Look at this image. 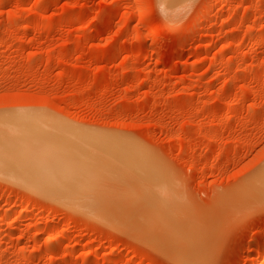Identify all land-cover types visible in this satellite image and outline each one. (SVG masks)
Listing matches in <instances>:
<instances>
[{
	"label": "rangeland",
	"instance_id": "obj_1",
	"mask_svg": "<svg viewBox=\"0 0 264 264\" xmlns=\"http://www.w3.org/2000/svg\"><path fill=\"white\" fill-rule=\"evenodd\" d=\"M12 138L0 264H264V0H0Z\"/></svg>",
	"mask_w": 264,
	"mask_h": 264
},
{
	"label": "bare ground",
	"instance_id": "obj_2",
	"mask_svg": "<svg viewBox=\"0 0 264 264\" xmlns=\"http://www.w3.org/2000/svg\"><path fill=\"white\" fill-rule=\"evenodd\" d=\"M175 2H177V1H175ZM172 3V2H171ZM175 5V4H174ZM248 45V44H247ZM246 48H247V50H253V48H252V45L251 46H246ZM27 121V120H26ZM43 127V126H42ZM33 128V127H32ZM19 130V129H18ZM67 131V130H66ZM10 133H11V131H9ZM17 132V131H16ZM15 131H12V133H11V135L13 134V133H16ZM24 132V131H23ZM17 134V133H16ZM13 136V135H12ZM14 137V136H13ZM16 139V138H15ZM22 139V138H21ZM16 140H20L19 139V137L16 139ZM14 142L15 140L12 138L11 139V141H9V139H8V141H6V140H4V139H2V142L3 143H0V146L2 145V146H5V149H6V147H8L9 148V151H7V152H4V151H2L1 149H0V155L2 156V154H4V156L3 157H0V162H2V161H4V162H7V163H9V164H11V163H13V159H15L16 161L13 163V165L15 164V166H18V167H24V166H26L27 167V165L28 164H26L25 165V160L27 161H30V160H33V159H35V156H37L38 154H40V155H47V154H49L47 151L45 152H43V151H35V150H32V148H30V146L32 145V144H30V146H28L27 144H23V145H20L21 143H22V141H20V144H11V143H9V142ZM27 141L25 140V142L24 143H26ZM30 142H28V144H29ZM2 146H1V148H2ZM32 147V146H31ZM38 147V146H37ZM34 148H35V146H34ZM4 149V148H3ZM52 153V152H51ZM51 155V154H50ZM49 155V156H50ZM52 155H54V153H52ZM51 155V156H52ZM56 155V154H55ZM42 158H43V156H42ZM1 159H3V160H1ZM45 159H47V157L45 158ZM50 159V158H49ZM42 161L44 160V159H41ZM134 161V163L135 162H137V163H139V164H141V162H142V160L143 159H141V158H138V157H135L134 156V159H133ZM27 161V162H28ZM147 161V160H146ZM28 163H30V162H28ZM71 163V162H70ZM147 164H148V162H146ZM4 164V163H3ZM3 164L1 165V166H3ZM24 165V166H22V165ZM41 164H43V163H40V165ZM53 164V163H52ZM51 163H50V165H52ZM56 164H57V162H56ZM12 165V164H11ZM12 165V166H13ZM34 165V164H33ZM36 165H37V163H36ZM136 165H138V164H135V168L136 167H138V166H136ZM29 166V165H28ZM32 166V165H31ZM30 166V167H31ZM71 166V165H70ZM155 166V165H154ZM5 167V166H4ZM41 167V166H40ZM48 167V166H47ZM50 167V166H49ZM63 167H65V166H63ZM62 167V168H63ZM140 167H142L141 165H140ZM140 167H138V169L140 168ZM46 168V167H45ZM153 168V167H152ZM19 169V168H18ZM50 169H53V168H50ZM59 169V168H58ZM58 169H56V170H58ZM132 170H136V169H133V168H131ZM137 169V170H138ZM54 170V169H53ZM70 170V169H69ZM144 170V169H143ZM142 170V171H143ZM148 170H149V168H148ZM16 171V170H15ZM41 171V170H40ZM44 173H46V172H44ZM52 173V172H51ZM57 174V173H56ZM261 175L262 174H264V172H261L260 173ZM40 175V174H39ZM48 175V174H47ZM260 175V177H262ZM66 176V175H65ZM64 176V177H65ZM154 176V175H153ZM47 177H49V176H47ZM152 177V176H151ZM259 177V176H258ZM264 177V176H263ZM143 178H145V177H143ZM154 178V177H153ZM156 178V177H155ZM63 180V179H62ZM147 180H148V178H147ZM150 181H152L151 179H149ZM261 180L262 181H264V179L263 178H261ZM47 182V181H46ZM259 183H260V181H259ZM55 184V183H54ZM89 184V183H88ZM260 184H262V186L264 185V183L263 182H261ZM37 185V184H36ZM35 185V186H36ZM83 185V184H82ZM85 185V184H84ZM45 186V185H44ZM43 187V186H42ZM42 187H40V188H42ZM73 187H75V186H73ZM73 187H71V188H73ZM51 188V187H50ZM69 188V189H68ZM68 188H66V191L67 190H70L71 188L70 187H68ZM79 188V187H78ZM38 189V188H37ZM64 189V188H63ZM75 189V188H74ZM48 190V189H47ZM73 189H71V191H72ZM76 190V189H75ZM31 191V190H30ZM38 191H39V189H38ZM50 191V190H49ZM44 192V191H43ZM47 192V191H46ZM50 193V192H49ZM55 194V193H54ZM53 196V195H52ZM80 200V199H79ZM150 202V201H149ZM96 203V202H95ZM24 212H25V210H24ZM24 212H21V213H24ZM122 216V215H121ZM109 219V218H108ZM17 224L19 225V223L17 222H14V223H12L11 225L13 226V227H16L17 226ZM150 224V223H149ZM16 225V226H15ZM146 225V224H145ZM148 225V224H147ZM159 226V225H158ZM154 227V226H153ZM157 228V227H156ZM154 229V228H153ZM162 230H163V228H161ZM160 229V230H161ZM161 230V231H162ZM66 231V230H65ZM65 231H63V234L64 233H66ZM149 230H147V232H148ZM147 232L145 231V233H143L144 235L145 234H147ZM179 232H181V231H179ZM151 233V232H150ZM149 233V234H150ZM155 233V232H154ZM159 233V232H158ZM158 233H156V234H158ZM166 234H168L167 236H170V235H175L176 236V239H175V241L176 242H174V240H172L173 241V243L172 244H174V246H175V244H177V243H181L182 242V244H183V241L185 240V234H182V233H178L177 231L175 232V231H172V230H169L168 232H166L165 233V235ZM155 235V234H154ZM159 235V234H158ZM160 235H162V234H160ZM147 237H148V239H149V237H150V235H146ZM172 236H170L171 238H172ZM175 236H173V238L172 239H174V237ZM146 237V238H147ZM156 237H157V235H156ZM155 237V238H156ZM163 237H166V236H164L163 235ZM61 238L62 237H59V236H57V237H54L53 235H45V237H44V240L46 241V242H48V243H59V241H61ZM151 238V240L154 238L153 237V235L150 237ZM162 237L160 236V239H161ZM157 239H158V237H157ZM159 239V240H160ZM165 239V238H164ZM167 239V238H166ZM170 239V238H169ZM150 240V239H149ZM190 240V239H189ZM63 241V240H62ZM165 241V240H164ZM166 241H168V240H166ZM169 242V241H168ZM184 242H186L187 243V241H184ZM166 243V242H165ZM170 243V244H171ZM190 244V243H189ZM260 247V246H259ZM187 249V248H186ZM180 250V249H179ZM49 252L47 253V256H51V253H53V249L52 248H50L49 250H48ZM191 251H192V249H191ZM258 251V250H257ZM186 254H185V253ZM183 253H182V250L179 252V253H174V255L172 256L171 255V257L172 258H174V256H175V258L176 259H178V257H181L182 255H183V257L186 255V257L188 256L189 257V255L191 256V254L192 253H190V252H186V250L184 251ZM194 252V251H193ZM199 252V251H198ZM170 254V253H169ZM176 254H179V255H176ZM201 254V253H200ZM181 255V256H180ZM110 256L112 257V258H115V257H117L118 256V253L117 252H113V253H111L110 254ZM176 256H178V257H176ZM195 255L194 254H192V258H190L191 259V261H193V258H198L199 257V255H197V257H194ZM187 257V258H188ZM182 258V257H181ZM201 258V257H200ZM175 259V260H176ZM189 259V258H188ZM183 260V262L186 260H184V259H182ZM195 260H199V258L198 259H194V261ZM178 261V263L180 262V260L178 259L177 260ZM194 261H193V263H194ZM202 261V260H201ZM196 262H198V261H196ZM181 264H182V261H181ZM184 264V263H183ZM187 264H189V263H187ZM196 264V263H195ZM199 264V263H198ZM202 264V263H201Z\"/></svg>",
	"mask_w": 264,
	"mask_h": 264
}]
</instances>
